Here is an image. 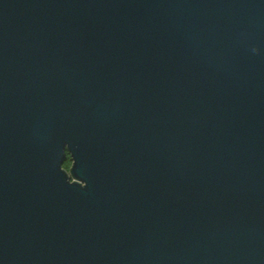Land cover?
Segmentation results:
<instances>
[{"label":"water","instance_id":"95a60500","mask_svg":"<svg viewBox=\"0 0 264 264\" xmlns=\"http://www.w3.org/2000/svg\"><path fill=\"white\" fill-rule=\"evenodd\" d=\"M0 264H264V0H0Z\"/></svg>","mask_w":264,"mask_h":264},{"label":"trees","instance_id":"16d2710c","mask_svg":"<svg viewBox=\"0 0 264 264\" xmlns=\"http://www.w3.org/2000/svg\"><path fill=\"white\" fill-rule=\"evenodd\" d=\"M70 162H71V159L69 157V155H67L65 161L63 162L62 166L65 168V169H68L69 166H70Z\"/></svg>","mask_w":264,"mask_h":264}]
</instances>
